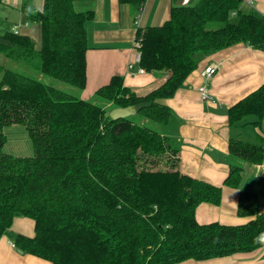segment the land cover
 <instances>
[{
    "label": "trees",
    "instance_id": "16d2710c",
    "mask_svg": "<svg viewBox=\"0 0 264 264\" xmlns=\"http://www.w3.org/2000/svg\"><path fill=\"white\" fill-rule=\"evenodd\" d=\"M73 1L43 0L41 9L23 2L29 21L40 23V47L27 34L5 31L0 53L19 59L34 52L41 75L82 89L85 22L93 13L76 11ZM118 1L136 16L145 0ZM241 1L172 5L163 23L138 27V66L165 73L146 94H136L116 74L84 99L0 65V235L13 217H30L33 236L17 234L15 241L51 264H174L264 247L258 239L264 211L251 190L239 189L236 206L238 215L252 216L248 221L196 220V206L217 204L221 186L180 172L178 146L148 123L169 124L173 111L164 100L199 57L238 42L264 46V12L241 11ZM133 112L141 121L126 115ZM263 114L264 82L227 108V121L236 125L254 116L258 123ZM10 124L25 126L32 155L2 150V129ZM228 153L256 163L264 159V146L230 138ZM240 179L241 166L232 163L223 183L238 187Z\"/></svg>",
    "mask_w": 264,
    "mask_h": 264
},
{
    "label": "crops",
    "instance_id": "0c3cea01",
    "mask_svg": "<svg viewBox=\"0 0 264 264\" xmlns=\"http://www.w3.org/2000/svg\"><path fill=\"white\" fill-rule=\"evenodd\" d=\"M197 1L145 0L135 19L132 7L118 0H74L72 5L76 11L92 10L93 13L85 22L88 44L85 52L86 80L79 96L92 98L94 91L116 74L121 75L123 83L136 94H146L160 85L165 79V73H140L137 70L133 48L136 29L163 23L172 5H190ZM23 2L41 9V0H2L0 20L6 22V31H12L18 21L27 22L23 25V34L30 37L33 26L29 27L32 21H29L22 9ZM6 8L8 10L5 12ZM10 8L14 14L21 15L18 21L10 22L11 18L6 16L12 15ZM13 8H17V11ZM239 9L244 12L253 9L262 13L264 0H242ZM2 30L0 42H7L2 37ZM1 61L5 63L2 53L0 65L3 66ZM129 62H132V68L128 67ZM210 63L216 64L215 72L207 81L211 96L207 100H200L196 90L197 85L203 81L199 70ZM262 82L264 46L257 48L238 42L199 57L197 67L175 93L164 100L172 109L173 117L163 132L169 134L172 143L179 148L178 169L189 176L221 186V197L217 204L201 202L196 206L195 218L200 223L218 221L236 224L251 219L252 216H240L236 212L240 188L255 192L260 210L264 211V159L255 163L228 153L230 138L264 146V114L258 123L252 122L254 116H248L236 125H229L227 121V108ZM232 163L241 166L238 187L223 183ZM17 234L33 236L34 221L22 215L13 217L9 230L0 235V264H51L42 257L18 251L20 247L15 241ZM11 242L15 244L14 247ZM263 261L264 247H260L249 252L204 260L186 259L174 264H259Z\"/></svg>",
    "mask_w": 264,
    "mask_h": 264
},
{
    "label": "rangeland",
    "instance_id": "374dc122",
    "mask_svg": "<svg viewBox=\"0 0 264 264\" xmlns=\"http://www.w3.org/2000/svg\"><path fill=\"white\" fill-rule=\"evenodd\" d=\"M43 0H41V7H42ZM3 9V8H2ZM14 11H17V8H13ZM8 10V8L5 9V12ZM11 10V8H10ZM255 13H257L256 10H253ZM12 15L6 14L8 19H10V22L13 21H18L20 18V14L17 13L14 14L13 11L11 10ZM2 15L4 13L2 12ZM232 21H235L237 19V16L235 15L233 18H231ZM18 21L17 25L18 30H20L21 34H23L24 28L23 25H26L27 22H21ZM8 23V22H7ZM31 25L29 27H32L33 32L30 36L32 39L35 48L40 47V41H41V29H40V23L38 21H32L30 22ZM20 26V29H19ZM3 29L2 31L5 32L6 30V22L4 23L2 20H0V29ZM33 55L29 58H10L8 56L5 57V63L3 67L9 68L18 72H21L25 75H29L35 78H39L44 82L50 83L60 89H63L73 95H76L78 97L80 95L81 89H77L76 87H73L65 82L59 81L54 78H50L48 76H43L39 73L38 70V62H39V57L36 53H32ZM1 74V73H0ZM106 106L109 103H104ZM109 109V108H108ZM129 118L135 120V121H141V116H139L137 113L133 112L130 114H126ZM151 126L155 127L158 131H163L165 127L168 125H162L159 123H155L152 121L148 122ZM2 133L5 135V140L2 145V150H5V152H8L12 155H18V156H30L33 154V142L31 139V136L29 135V132L25 128L23 124H10L2 129Z\"/></svg>",
    "mask_w": 264,
    "mask_h": 264
},
{
    "label": "built area",
    "instance_id": "2783aa9c",
    "mask_svg": "<svg viewBox=\"0 0 264 264\" xmlns=\"http://www.w3.org/2000/svg\"><path fill=\"white\" fill-rule=\"evenodd\" d=\"M140 10H141V7H140ZM138 15L139 14L135 16V19L138 17ZM12 32L18 33L17 25L15 24L13 25ZM139 45H140V37L135 36L133 39V48H134V58L137 61V63L140 59V52L138 50ZM132 65H133L132 62H129L128 67L132 68ZM215 69H216V64L210 63V64H206L202 66V68L199 70V76L203 80L201 83L197 85V88H196L200 100H207L211 96V93L207 88V81L213 75V73L215 72ZM137 70L140 73L145 72V70L140 66H138ZM11 246L14 247L15 244L11 242Z\"/></svg>",
    "mask_w": 264,
    "mask_h": 264
},
{
    "label": "water",
    "instance_id": "95a60500",
    "mask_svg": "<svg viewBox=\"0 0 264 264\" xmlns=\"http://www.w3.org/2000/svg\"><path fill=\"white\" fill-rule=\"evenodd\" d=\"M117 111H118L117 109H113V110L111 111L112 114H113L112 117L116 116V115H115V114H116L115 112H117ZM17 250H18V251H23L21 248H18Z\"/></svg>",
    "mask_w": 264,
    "mask_h": 264
},
{
    "label": "clouds",
    "instance_id": "9594fccd",
    "mask_svg": "<svg viewBox=\"0 0 264 264\" xmlns=\"http://www.w3.org/2000/svg\"><path fill=\"white\" fill-rule=\"evenodd\" d=\"M185 3H187V0H185ZM258 239H260L261 241H264V234H261V236Z\"/></svg>",
    "mask_w": 264,
    "mask_h": 264
}]
</instances>
